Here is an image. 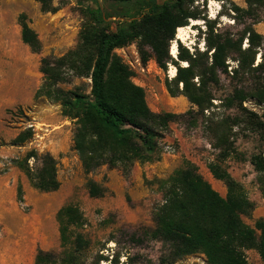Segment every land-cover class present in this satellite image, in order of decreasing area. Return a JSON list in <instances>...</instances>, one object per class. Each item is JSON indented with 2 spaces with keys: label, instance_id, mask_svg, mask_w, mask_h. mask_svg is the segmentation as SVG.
<instances>
[{
  "label": "trees",
  "instance_id": "1",
  "mask_svg": "<svg viewBox=\"0 0 264 264\" xmlns=\"http://www.w3.org/2000/svg\"><path fill=\"white\" fill-rule=\"evenodd\" d=\"M33 1L42 13L57 10L54 0ZM71 1L81 5L85 18L77 44L60 58L49 56L40 60L43 81L34 98L59 104L62 116L73 123L72 149L86 175L103 166L126 172L134 163L159 161V140L169 124L190 115L212 116L215 108L237 109L243 123L253 132L264 134L263 56L260 55V62L255 63L264 36L253 28L264 21V0H245V8L228 3L232 16L226 15L234 25L241 26L235 33L218 31L216 26L223 15L218 12L214 20H208L194 7L195 0H131L139 9L126 26L115 33L109 31L108 17L100 3L115 0ZM213 1L223 2L221 8L224 7V0ZM205 4L203 0V9ZM189 21L204 22V50L195 47L189 52L177 44L173 58L169 48L176 30L188 26ZM19 26L22 43L31 53L39 54L41 43L24 15L19 17ZM133 43L137 44L144 64L152 58L161 70L174 67L175 75L166 81V90L171 97L182 96L188 101L191 109L187 113L155 114L150 111L144 90L133 83V73L114 52ZM230 62L234 63L233 68ZM222 76L229 79L232 90L216 98ZM81 78L90 80L88 96L63 88L73 79ZM249 99L262 105L260 116L243 107ZM216 101L220 105L218 108L214 105ZM229 119L207 126L213 133L212 147L223 154L209 164L208 169L216 181L224 184L225 197L220 196L188 161L166 180H156L162 202L152 215L154 228L145 230L143 235L168 248V260L162 264H174L194 254L203 255L206 264H249L247 251H255L264 263V218L256 220L254 227L243 222L242 217L251 215L254 204L242 185L221 166L224 157L233 153L222 132ZM232 120L238 124L236 118ZM32 137V128H27L11 145L20 146ZM31 160L35 163L33 167L29 164ZM13 163L38 192L58 190L57 164L49 153L39 154L32 150ZM250 164L264 198L263 155H253ZM87 191L91 198L102 197L104 193L93 181L87 182ZM18 201L23 202L21 186L18 187ZM55 219L62 252L55 255L39 250L33 264H79L78 253L87 245L78 232L86 224L83 214L77 206L65 205L57 211Z\"/></svg>",
  "mask_w": 264,
  "mask_h": 264
},
{
  "label": "rangeland",
  "instance_id": "2",
  "mask_svg": "<svg viewBox=\"0 0 264 264\" xmlns=\"http://www.w3.org/2000/svg\"><path fill=\"white\" fill-rule=\"evenodd\" d=\"M194 7L206 15L208 20L219 18L218 31L235 33L241 26L233 24L228 11L229 2L245 8V0H195ZM104 14L108 17L109 31L115 33L138 11V5L130 0L101 1ZM55 13H42L33 0H0V264H33L39 250L59 255L60 247L57 211L65 205L77 206L86 224L78 232L87 245L78 253L79 264H162L168 260L169 250L160 242L148 240L143 234L152 230V215L162 202L156 180H166L174 171L183 167L184 162L194 164L198 173L225 197L226 188L216 181L208 169L217 157L212 147L213 133L207 126L223 122L227 127L222 131L232 152L225 156L221 166L244 188L248 199L254 204L249 217L243 222L254 227L256 220L264 218V198L256 182L257 174L250 164L253 155L264 157V134L253 132L237 112V109L212 110V116L190 115L168 126L159 140L160 159L153 163H134L126 172L121 168L109 169L103 166L86 175L78 155L73 151L74 125L62 116L59 104L45 98L35 99V93L42 84L39 72L40 60L53 56L60 58L72 50L78 41V34L85 22L81 5L71 0H54ZM24 15L29 27L37 34L41 52L33 54L21 41L19 17ZM185 31L186 39L171 42L189 52L194 48L204 50L203 33L205 24L197 21ZM185 28V27H183ZM197 28V29H196ZM264 36V21L253 26ZM191 31V32H190ZM150 53L148 48L145 49ZM115 54L133 73L132 81L144 90L145 101L155 114L183 115L191 109L182 97H171L166 90V81L175 73L173 66L161 70L150 58L143 63L136 43L116 49ZM264 60V43L258 51L255 63ZM229 66L233 68L234 63ZM229 71V70H228ZM66 90H77L85 96L90 94L89 79H73ZM232 90L229 79L221 77V87L216 98L226 96ZM247 110L261 115L262 105L249 99L243 103ZM238 120L234 124L232 119ZM32 128L33 137L20 146H12V140L22 131ZM49 153L56 161V176L60 184L55 192L41 193L32 188L15 160L22 159L27 152ZM35 165L34 161L29 162ZM93 181L104 190L103 196L91 198L87 182ZM219 185L220 187H217ZM22 188L23 202L18 201V187ZM249 264H264L255 251H247ZM112 262V263H110ZM174 264H206L205 257L194 254Z\"/></svg>",
  "mask_w": 264,
  "mask_h": 264
},
{
  "label": "bare ground",
  "instance_id": "3",
  "mask_svg": "<svg viewBox=\"0 0 264 264\" xmlns=\"http://www.w3.org/2000/svg\"><path fill=\"white\" fill-rule=\"evenodd\" d=\"M199 22H197V21H192V25H195V24H198ZM186 30H189V28L188 27H185V28H178L177 30H176V34H175V37H176V40H178V41H183V40H185L186 39V35H185V31ZM191 32V31H190ZM171 54L173 55V56H175V54H176V48H175V45H173V47H172V52H171ZM175 73H173V75H174Z\"/></svg>",
  "mask_w": 264,
  "mask_h": 264
},
{
  "label": "crops",
  "instance_id": "4",
  "mask_svg": "<svg viewBox=\"0 0 264 264\" xmlns=\"http://www.w3.org/2000/svg\"><path fill=\"white\" fill-rule=\"evenodd\" d=\"M217 187H220L219 185H217Z\"/></svg>",
  "mask_w": 264,
  "mask_h": 264
}]
</instances>
